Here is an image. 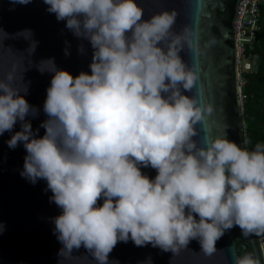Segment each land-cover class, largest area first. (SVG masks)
Here are the masks:
<instances>
[{
    "label": "clouds",
    "instance_id": "obj_1",
    "mask_svg": "<svg viewBox=\"0 0 264 264\" xmlns=\"http://www.w3.org/2000/svg\"><path fill=\"white\" fill-rule=\"evenodd\" d=\"M43 3L89 41L91 74L73 77L51 59L40 62L51 68L38 71L52 73L41 138L25 119L37 114L21 95L27 85L13 86L11 74L0 79V135L21 123L7 145L23 144L21 176L32 184L45 180L50 201L61 209L53 221L58 256L83 247L96 264H108L117 243L129 240L172 254L196 240L211 255L233 227L244 238L264 234V143L249 151L226 131L203 146L194 139L214 109L201 106L198 95H184L198 77L179 55L192 41L187 29L173 32L177 14L162 11L145 20L135 0ZM17 35L30 40L32 33ZM35 47L33 41L31 53ZM141 167L154 169L155 178ZM261 261L254 252L233 255V264Z\"/></svg>",
    "mask_w": 264,
    "mask_h": 264
},
{
    "label": "water",
    "instance_id": "obj_2",
    "mask_svg": "<svg viewBox=\"0 0 264 264\" xmlns=\"http://www.w3.org/2000/svg\"><path fill=\"white\" fill-rule=\"evenodd\" d=\"M242 1L135 0L144 10L143 19L174 11L177 15L173 32L187 29L191 34L192 49L185 46L179 55L198 78L192 92L184 95H198L201 106L207 103L214 109L202 125H197L200 135L194 139L199 146H203L202 140L223 137L226 131L228 140L245 149L235 48V19ZM47 7L43 0H32L27 5L0 0V29L8 34H0V79L11 74L13 86L22 90L27 85V94L21 95L37 109L35 117L25 118L31 123L35 138L44 135L40 125L47 119L43 105L52 79V73L38 71V67L50 69L51 65L40 62L51 59L58 70L73 77L81 72L90 75L94 51L87 39L75 36L65 27L66 22L57 21ZM24 30L31 31L30 40L17 35ZM33 41L36 47L31 53ZM20 130L18 121L10 132L0 135V264H96L83 247L65 257L58 256L62 245L54 235L53 221L61 209L50 201L52 193L45 180L32 184L21 176L27 155L23 144L14 149L7 145ZM140 170L149 179L156 176L151 167ZM102 203L99 200L98 206ZM215 247L217 251L207 255L193 240L187 248L172 254L151 245L136 247L129 240L117 243L108 256V264H233V255L244 252H254L264 264L259 236L244 238L238 227L225 231Z\"/></svg>",
    "mask_w": 264,
    "mask_h": 264
},
{
    "label": "trees",
    "instance_id": "obj_3",
    "mask_svg": "<svg viewBox=\"0 0 264 264\" xmlns=\"http://www.w3.org/2000/svg\"><path fill=\"white\" fill-rule=\"evenodd\" d=\"M256 39L250 53L258 56V70L256 73L244 75L246 83L242 89L246 96L241 115L243 142L245 149L249 151L256 144L264 143V12L262 29Z\"/></svg>",
    "mask_w": 264,
    "mask_h": 264
},
{
    "label": "built area",
    "instance_id": "obj_4",
    "mask_svg": "<svg viewBox=\"0 0 264 264\" xmlns=\"http://www.w3.org/2000/svg\"><path fill=\"white\" fill-rule=\"evenodd\" d=\"M264 12V0H243L240 12L235 19L236 24V67L238 74V85L240 87L241 105L246 96L242 89L245 86L244 75L256 73L258 70V56L250 52L253 50L257 42V34L262 29ZM262 246L264 248V234L259 235Z\"/></svg>",
    "mask_w": 264,
    "mask_h": 264
}]
</instances>
